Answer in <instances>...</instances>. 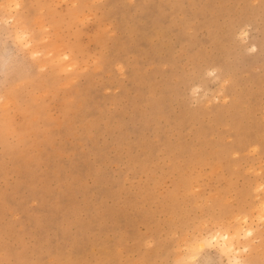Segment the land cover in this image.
<instances>
[{
	"label": "rangeland",
	"instance_id": "obj_1",
	"mask_svg": "<svg viewBox=\"0 0 264 264\" xmlns=\"http://www.w3.org/2000/svg\"><path fill=\"white\" fill-rule=\"evenodd\" d=\"M0 264H264V0H0Z\"/></svg>",
	"mask_w": 264,
	"mask_h": 264
},
{
	"label": "bare ground",
	"instance_id": "obj_2",
	"mask_svg": "<svg viewBox=\"0 0 264 264\" xmlns=\"http://www.w3.org/2000/svg\"><path fill=\"white\" fill-rule=\"evenodd\" d=\"M213 238H216V236L215 237H212V239ZM222 241H223V243H222V247H221V249H231L232 248V242L231 241H227L226 240V236H223L222 237ZM205 242H207V240H206V238L205 239H202L201 240V242L199 243L200 244V246L203 244V243H205Z\"/></svg>",
	"mask_w": 264,
	"mask_h": 264
}]
</instances>
